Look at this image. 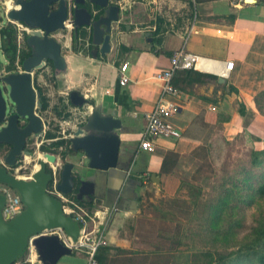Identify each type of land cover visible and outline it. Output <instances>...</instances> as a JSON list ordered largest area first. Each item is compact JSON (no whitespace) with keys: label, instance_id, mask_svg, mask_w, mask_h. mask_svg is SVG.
I'll use <instances>...</instances> for the list:
<instances>
[{"label":"crops","instance_id":"crops-1","mask_svg":"<svg viewBox=\"0 0 264 264\" xmlns=\"http://www.w3.org/2000/svg\"><path fill=\"white\" fill-rule=\"evenodd\" d=\"M119 4L120 20L113 24L111 52L106 55L99 51L94 57L89 29L82 30L86 37L78 38L79 52L74 51L71 27L55 34L62 44L67 71L53 74L55 85H49L44 71L49 73L50 67L41 70L39 87L51 104L47 110L52 108L51 122L39 113L48 130L53 120L58 123V133L72 135L90 114L83 120H69L60 102L69 103L65 95L78 91L91 101L90 105L101 104L122 120L124 129L118 131L122 160L132 163L129 187L124 186L121 198L106 196V192L123 187L121 178L113 176L105 180L99 198H84L80 200L83 206L78 204L95 218V228L107 224L109 245L99 251L101 264H201L195 245L190 254L184 240L176 242L161 231L156 235L148 231L141 203L152 185L158 191L165 185L169 195L174 194L175 183H180L177 171L185 162L192 163L194 152L211 144L217 132L226 140L244 136L252 149H264V115L256 104L257 95L264 91V0H120ZM180 50L203 58L196 69L179 70L173 79L180 92L175 99L180 112L173 123L181 138H159L157 151L150 154L141 150L140 143L146 116L162 92V84L154 75L169 69L171 58ZM125 64L130 82L121 86L119 72ZM39 74L35 73V79ZM55 87L58 100L51 99ZM68 158L75 165V175L81 170L93 173L90 176L97 173L88 170L85 154L73 152ZM135 198L138 204L133 212L128 204ZM24 255L17 264H42L38 256L28 260L29 255ZM86 262L83 255L72 252L58 264Z\"/></svg>","mask_w":264,"mask_h":264},{"label":"water","instance_id":"water-1","mask_svg":"<svg viewBox=\"0 0 264 264\" xmlns=\"http://www.w3.org/2000/svg\"><path fill=\"white\" fill-rule=\"evenodd\" d=\"M120 0H16V6L7 13V18L26 24L34 29L27 38L32 54L23 62V72L9 73L0 77V145L7 144L12 150L5 161L16 165L27 140L41 139L47 129L39 112L43 109L42 95L35 88V73L53 63L56 75L67 71V62L62 55V44L55 34L71 27L76 35L89 29L94 57L100 51L111 52L113 24L120 20ZM225 82L224 80H222ZM70 103L82 108L90 104L78 91L69 94ZM124 126L112 110H105L101 104L92 106L90 115L69 137L74 154H85L88 167L95 170L93 176L81 170L76 176L75 165H63L57 189L66 196L74 194L78 200L99 198L104 182L113 176L123 181L121 188L106 192L112 199L121 198L124 186L129 187L128 173L131 162H124L121 155L119 132ZM26 157L31 152H25ZM58 157L45 153L39 168L30 179L13 176L0 163V183L16 190L24 203V210L17 217L6 221L3 210L7 197L0 192V264H17L29 248L32 236L45 230L62 228L67 235L77 240L81 224L64 210L63 202L49 193L58 170ZM139 177L138 174H136ZM135 198L128 204L133 212L137 210ZM42 264H58L65 256L72 254L58 236H40L33 242Z\"/></svg>","mask_w":264,"mask_h":264},{"label":"rangeland","instance_id":"rangeland-1","mask_svg":"<svg viewBox=\"0 0 264 264\" xmlns=\"http://www.w3.org/2000/svg\"><path fill=\"white\" fill-rule=\"evenodd\" d=\"M1 18L6 21L5 14L0 8ZM2 64H5V57L0 43V65ZM50 68L49 73L44 71L45 80L49 85L51 83L54 84L55 81L53 75L55 71ZM40 79L41 75L35 79V88L37 90L39 85L42 84ZM52 91L55 95L51 96V99L58 100L60 95L57 92V88H53ZM65 97L69 98V95H65ZM60 103V109L64 111L63 114L67 119L72 121L74 119L83 120V118H86L91 113L93 106L90 103L80 109H76L64 101V104L67 106L63 109V103ZM50 110L52 111V108ZM49 112L45 111L42 113L51 122ZM57 124V122L52 120L51 131L57 136H62L63 134L58 133L59 130L56 129ZM211 138V144L207 147H200V151L194 152L193 157L196 160L193 159L192 163L185 162L183 167L177 171L176 177L180 183H175L174 194L169 195L170 192L165 190V185L162 186L160 191L153 187V185L149 186L147 196L144 197L141 203L143 210L141 216L145 218L146 223L149 225L148 231L154 235L161 231L165 233L167 238L176 240V242L177 240H184V248L186 251H191L190 254H193V245H195V255L200 257L201 264H239L242 261L243 263L240 264H247L248 258L244 255L234 254V252H237L239 247L245 242V236L250 232L256 219L262 216L264 204L259 208L256 206L250 208L247 206L239 207L233 217L234 220L238 219L240 221V225H236L237 222L231 223L234 230L238 232V235L236 239L232 237L223 239V237L217 238V233L213 231L211 224H209L207 201L218 191L219 186L231 177L238 180L246 177L245 171H251L247 170V168L251 164V154L254 149L251 148V144L244 136H238L235 140H226L221 132H217ZM57 140L55 139V141ZM40 142H43L41 147L46 146L48 148H51L50 146L53 143V141H46L45 138H41ZM33 147V141H31L29 148ZM41 147L38 148L36 146V149H32L31 156L26 157L24 163H22L26 167L25 177H32L34 172L39 168L43 155L49 153L42 152ZM51 149L56 153L54 155L58 157L59 168L57 170V178L60 180L62 167L65 163L69 162V158L65 162L62 160L60 153L63 148L57 149L52 147ZM88 170L90 171L91 169ZM253 170L254 172H258V168H254ZM87 174L90 176L93 173L87 172ZM25 256H28V252L24 255V258Z\"/></svg>","mask_w":264,"mask_h":264},{"label":"built area","instance_id":"built-area-1","mask_svg":"<svg viewBox=\"0 0 264 264\" xmlns=\"http://www.w3.org/2000/svg\"><path fill=\"white\" fill-rule=\"evenodd\" d=\"M16 0H0V8L3 10L6 21L0 19V29L5 25H10L17 31V43L18 49L21 51L24 47L25 38L30 36L34 29L30 28L24 23L11 21L7 18V13L15 8ZM195 1V0H194ZM203 58L186 52L185 50L177 51L171 58L170 68L154 75V78L162 84L161 96L155 105L153 111L146 116V127L143 131V137L140 143V148L150 154H154L157 151V140L159 138H172L180 139L181 132L173 123V118L179 114L180 106L175 101L179 97L180 92L173 84V79L179 70H194L202 62ZM2 65H0V77L7 75L2 71ZM234 64L229 65L233 68ZM22 67L19 71H22ZM128 64L121 67L119 72V83L121 86H127L130 82V78L127 75ZM46 134V132H45ZM70 137L72 136H65ZM42 138H45L43 136ZM55 141V140H46ZM43 142L37 143V147L40 148ZM0 163L5 167L13 176L17 178L30 179L31 177H25V166L10 165L5 161V157L0 159ZM59 180L55 175V181L49 187V193L59 198L65 207V212L72 215L81 224V232L77 240L66 234L64 229L56 228L45 230L42 233L34 235L29 240V248L25 252H28L30 260L32 256H38L36 248L33 244L34 240L40 236H58L62 243L69 248L73 253L83 255L87 262L86 264H101L98 259L99 251L109 245L107 238V224H103L102 228H95V218L90 217L78 203L70 196L63 195L58 189ZM0 192L7 197L6 205L3 210V215L6 221H10L17 217L24 210V203L16 190L10 186L0 183Z\"/></svg>","mask_w":264,"mask_h":264},{"label":"trees","instance_id":"trees-1","mask_svg":"<svg viewBox=\"0 0 264 264\" xmlns=\"http://www.w3.org/2000/svg\"><path fill=\"white\" fill-rule=\"evenodd\" d=\"M1 21H4L3 18H1ZM74 35V51L79 52L77 48L78 38L80 35L83 37L87 35L82 31H79L77 35L74 32ZM27 38L28 36L25 38L23 49L19 51L17 31L15 28L10 25H5L0 29L1 49L5 57V64H2L1 67L6 74L19 72V68H23V62L31 56L32 51L27 44ZM158 41L160 42V40ZM48 66L54 70L52 62H49ZM37 72L40 73L41 70ZM38 91L42 95L43 109L41 112H45L49 108V99L40 87H38ZM62 103L63 109H65L67 105L64 104V101ZM256 104L259 111L264 115V91L257 95ZM68 105L72 104L69 102ZM243 112L244 106L241 105V114H243ZM55 139L58 140L53 141L50 147L57 149L63 148L60 154L62 155V160L65 162L67 157L73 153L70 142L63 136L54 134L51 129L48 130L45 135V140ZM51 148L42 146L41 151L56 154ZM254 168H258V172H254ZM247 170L251 171H245L244 174L246 177L239 180L231 177L228 181L220 185L218 191L207 201L209 208L208 221L213 231L217 233V238L223 237V239H226L232 237L236 239L238 232L234 230L231 223L237 222L236 225H240V221L238 219L234 220L233 217L235 211L239 207L247 206L250 208L256 206L259 208L264 204V149L252 151L251 164ZM251 174L253 175L251 176ZM70 196L73 197L79 205L83 206V203L78 200L74 194ZM66 209L65 207V211ZM234 254L244 255L248 258L247 264H264V211L262 212V216L256 219L250 232L245 236V242ZM240 263H243V261Z\"/></svg>","mask_w":264,"mask_h":264},{"label":"flooded vegetation","instance_id":"flooded-vegetation-1","mask_svg":"<svg viewBox=\"0 0 264 264\" xmlns=\"http://www.w3.org/2000/svg\"><path fill=\"white\" fill-rule=\"evenodd\" d=\"M21 72H23V69H22ZM15 73H18V72H15ZM40 140L41 139H37L36 137H31V138H29L27 140V145H26L24 151L22 152V155H20L18 157L17 164L19 163L20 166H23L22 163H24L25 158H26L25 152L26 151H29L32 154V151L31 150L32 149H36L35 147L37 146V143L40 142ZM31 141H33V144H34V147L33 148H29V145L31 144ZM11 150H12V147L10 145H7V144L0 145V159L3 158V157H5V156H7Z\"/></svg>","mask_w":264,"mask_h":264}]
</instances>
